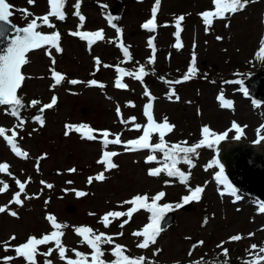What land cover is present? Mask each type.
I'll list each match as a JSON object with an SVG mask.
<instances>
[{
  "label": "rangeland",
  "instance_id": "1",
  "mask_svg": "<svg viewBox=\"0 0 264 264\" xmlns=\"http://www.w3.org/2000/svg\"><path fill=\"white\" fill-rule=\"evenodd\" d=\"M6 2L14 6L10 20L18 27H26L32 19L20 10L26 9L34 16L41 17L50 11L48 0H34L32 4L28 0ZM75 2L66 0L63 9L66 20L50 17L54 28L42 26L37 29L44 34L59 31L62 51L56 52L53 48L49 55L48 48L44 47L29 53L26 57L28 63L22 68L26 79L18 96L23 98L25 105H30L33 99L41 102L35 107L20 110V117L25 123L22 128H16L18 136L15 142L22 152L28 153V157L15 155L5 139L0 137V163L7 162L12 173L11 176L0 173V180L10 185L6 192L0 193V206H8L6 212L0 213V258L15 257V246L26 242L29 236L39 238L53 231L46 219L47 214H53L58 222L68 225L62 229L64 235L61 238L67 258L75 257L73 249L89 254L91 249L81 243L82 237L75 232L76 227L89 226L97 234L105 233L113 237L112 244L102 245V259L106 264H111L110 261L115 258L112 250L116 243L123 245L125 252L144 256L147 262L154 264H195L196 261L208 259L245 264L251 259L248 251L250 246L264 244V212L260 211L256 200L240 192L239 200L231 194H220L221 186L215 180L219 169L214 166L206 170V166L215 158L217 146L200 150L193 161L195 167L178 165L188 176L187 182L181 183L164 177L163 172L157 176L148 174L147 168L161 166L163 157L158 151L155 154L159 163H146V157L153 154L148 149L125 151L124 143L109 144L105 149L98 134L97 139L92 141L82 139L81 133L75 131L66 136L65 126L87 123L94 129L119 133L122 142L134 140L143 134V126L147 124L144 115V107L150 102L149 96L145 95L147 89L155 97L151 101L154 120L162 123L167 117L168 122L175 125L172 132L165 134V141L169 145L187 141L190 146L202 138L203 126L223 133L231 129L233 122L243 127L244 135L239 140L255 142L258 135L264 134V128L261 127L264 125V105L257 106L252 102L253 99L243 94L240 89L244 84L224 82L242 81L264 68V55L259 52L264 39V0H249L244 9L228 14L225 19H214L207 32L198 14L214 10L212 0H161L156 17L159 28L153 34L155 63L148 62L153 55L148 45L152 34L142 28L144 20H149L155 0H81L80 12L85 21L79 31L103 30L104 38L91 45L70 35V32L78 30L80 24L79 18L73 15ZM112 8L117 10L113 23L122 30L121 33H117L108 22ZM181 15L185 17L179 36L182 47L177 49L174 47L177 43L175 21ZM217 37L222 39L218 40ZM120 44L129 48L131 61L125 60ZM193 52L198 70L196 75L179 84L166 83L182 79L190 66ZM95 58L100 59L99 66L95 64ZM105 64L111 67L106 68ZM140 65L148 73L143 82L125 75L121 77V82L127 88L115 87L118 77L116 66L136 72ZM52 70L65 77L55 87H52L55 83ZM72 79L84 82L94 79L104 87H90L87 83L72 85L68 83ZM172 90L179 100L175 96L169 99ZM221 91L227 100L233 102L231 108L220 106L217 96ZM53 96L58 98L57 104L43 111L41 118L45 123L41 126L33 119V114L40 111L44 104L50 103ZM117 106L123 119L129 120V123H121V117L116 113ZM180 109L184 113L181 114ZM131 117H135V121H131ZM18 124L19 120L9 114V107L0 106V127L12 129ZM135 124L142 127L137 130ZM6 135L11 136V131L6 132ZM234 136L235 130L231 129L229 137ZM114 138L109 136L110 140ZM157 141L159 134L153 133L150 142L155 144ZM104 151L118 153L112 158L117 168L105 172L104 165L97 163ZM45 154L46 158L40 159ZM71 168L77 171L69 172ZM100 172H104L106 179L102 182L93 180L89 184L88 177ZM29 177L31 180L25 191L33 198L24 199L22 194V206L9 204L13 194L19 190L15 180L24 182ZM41 180L54 187L46 188L40 183ZM197 186L204 188L201 199L190 202L188 211L175 209L172 212V225L163 229L156 237V243L150 244L147 249L137 247L143 237H135L132 233L150 223L148 211L140 209L133 213L132 219L123 228L120 225L128 219L127 216L110 218L108 227L100 222L101 217L109 211H127L133 207L122 202L136 194L147 193L151 197L163 191L166 195L158 204L174 205L190 194L189 187L195 189ZM72 189L84 191L88 195L77 197ZM35 194H39L38 198ZM45 201L49 202L46 204ZM71 207L73 211L69 212L67 208ZM10 211H15L17 216H11ZM237 234L243 237L240 241L229 239ZM13 235L16 239L10 241L9 250L5 252L3 242L9 241ZM199 241H203V244H198ZM221 242L228 249L227 257L222 254V248L217 247ZM49 248L54 249L52 254L48 257L38 255L37 264H44L46 258L54 263L61 260L54 242L39 246V252H47ZM190 251L192 255H189ZM0 264H4L2 259ZM10 264L27 262L19 257Z\"/></svg>",
  "mask_w": 264,
  "mask_h": 264
},
{
  "label": "snow or ice",
  "instance_id": "2",
  "mask_svg": "<svg viewBox=\"0 0 264 264\" xmlns=\"http://www.w3.org/2000/svg\"><path fill=\"white\" fill-rule=\"evenodd\" d=\"M29 4L34 3V0H28ZM249 0H212L214 5V10H205L198 15L202 17L203 24L205 25V31L207 32L209 28L212 26L214 19H225L228 14H234L242 9H244ZM50 11L44 16H34L32 13L28 12L26 9H22L26 16H31L32 19L27 23L26 27L17 28L16 37L11 41V45L7 48L6 54L0 55V106L7 105L9 106V114L16 117L19 120V124L14 126L12 129H5L0 127V137H3L8 145L11 147V150L18 157L27 158L28 153L22 152L16 144V137L18 136V132L16 128H22L25 121L20 117V110L25 107H35L40 104L39 100L33 99L30 102V105H25L23 103V98L17 95L18 89L21 88L22 82L26 79V77L22 74L21 68L23 65L28 63L26 60V54L30 51L41 49L44 47L48 48V54L51 55V49H55L56 52H61L62 48L60 47V39L61 34L59 31H54L51 34H44L37 29L42 26H47L48 28H54L55 25L50 22V17H55L60 21L66 20V14L63 11L66 0H48ZM80 3L81 0H76L73 5L75 11L73 13L74 16L79 18L80 24L77 26V31L70 32V35L79 37L81 40L88 41L89 45L94 43L95 41L102 40L103 30H97L94 32L89 31H79V28L83 27V22L85 21V17L80 12ZM161 4V0H155V5L151 10V18L147 20L142 28L152 31L156 28V17L157 12L159 10ZM104 7H107L106 5ZM14 6L6 2V0H0V22L7 23L9 21L10 16L13 14ZM115 18L109 16L108 22L109 24L116 29L117 33H121L122 30L117 27L113 20ZM185 19L183 15L176 18L175 26H176V37L177 43L174 45L177 49L181 48L182 45L179 41L181 29V23ZM226 27L228 25H225ZM22 33V35H21ZM2 35V33H0ZM154 38H149L148 45L152 48L153 55L149 58V63H155V53L156 48L153 43ZM218 40L222 39V37H217ZM122 49L123 56L126 61H131L132 57L129 53V48L123 44L119 45ZM261 55H264V39L261 41V47L259 49ZM55 61L53 60V64ZM100 59L95 58V64L97 66L100 65ZM196 56L195 52H193L192 60L190 62V66L188 67L187 72L183 75L182 79L176 80L174 82L166 81V83H176L179 84L183 81H188L190 78L196 75ZM104 67H111L110 65L105 64ZM116 72L118 73V77L115 80V87L119 89H126L127 85L121 82V77L123 76H132L136 80L143 82V78L148 75L145 71V67L140 65L138 71L132 72L127 71L119 66H116ZM52 76L54 78L55 83L52 87L60 85L61 82L65 79L64 75L61 73L52 70ZM68 83L72 85H77L81 83H87L88 86H99L104 87L103 84H100L96 80H89L87 82L79 81L76 79L69 80ZM214 83V82H213ZM225 84H239L243 85V81L240 80H228L224 82ZM245 96L249 95V92L246 88L241 87L240 89ZM145 95L149 96L150 102L147 103L144 107V115L147 118V124L143 126V134L134 140H129L126 143L122 142L120 139L119 133H111L107 129H94L87 123H80L78 125L68 124L65 126V135H69L70 132L75 131L77 133H81L82 139H87L89 141L96 140L97 134L101 138V142L103 147L106 149L109 144L120 145L122 143L125 144V151H136V150H144L148 149L152 153H156L157 151L163 154V165L159 168L149 169L148 174L150 176H157L161 172H166L169 177H178L181 183H186L188 176L180 170L178 165L180 163H186L190 167H195L192 163V158L194 154H197V150L201 147L212 148L214 145L218 146L220 143L229 138V131L231 129L235 130L234 139L239 140L243 137L244 131L243 127L238 125L236 122H233L230 130H226L223 133H216L209 126L202 127V138L198 143L188 145L187 141H182L178 143H173L169 145L165 141V134L173 131L175 125H172L168 122L167 117L164 118L162 123H157L154 120L152 114L153 104L151 103L155 97L151 96V94L145 90ZM173 96L177 100H179V96L175 94V91L172 90L169 93V99ZM57 97L53 96L51 98V102L44 104L40 109V112L43 113L45 109H51L53 106L57 104ZM217 100L220 103L222 108H231L233 106V102L227 100L223 94V91L220 92L217 96ZM257 106L260 105L261 102L256 100L252 101ZM130 106L134 107V104L129 102ZM116 113L118 117H121V123L127 124L129 120H124L121 115V110L119 106L116 108ZM34 120H36L41 126L44 125L45 121L41 118V116H34ZM135 117H131V121H135ZM134 127L139 130L142 126L140 124H135ZM264 128V125L261 126ZM11 131V136L6 135V132ZM153 133L159 134V142L153 144L150 142L151 136ZM109 136H114V139H109ZM264 142V135H258V139L254 143ZM131 147H128V146ZM118 153L115 151H104L102 153L101 158L97 161L98 164L104 165V171H110L118 167L117 164L113 162V157L117 156ZM46 158V154L42 156L40 159ZM156 155H148L146 157V163H150L156 161ZM217 167L219 170L215 174V180L221 186L220 194H231L235 197L236 200L240 199V195L238 194L237 188L230 182L228 177L225 175L224 167L220 164L218 158H214L207 166L208 168ZM37 171H39V162H37ZM10 165L7 162L0 163V173H7L9 176L12 175L9 172ZM69 172L75 173L77 169L71 168L68 169ZM106 176L104 172H100L96 174L94 177H88V183L91 184L93 180L95 181H104ZM31 178L28 180L21 182L19 179L15 180L16 185L18 186V191L13 194L12 199L9 201V204L23 205L24 200L21 199L22 194L24 195V199H31L33 197L28 196L26 193V186L30 182ZM40 183L44 185L48 189H52L54 187L53 184L47 183L44 180H41ZM67 183H72L68 181ZM0 193L6 192L10 185L7 182L0 180ZM65 191H68L67 189ZM75 192L77 197H84L88 195V193L84 191H77L72 189ZM189 195H185L182 197V201L175 203H164L163 205H159L157 202L160 201L163 197H165L166 193L161 191L156 193L154 196L149 197L147 193L141 195L136 194L130 200L123 201L122 204H131L133 207L128 209L127 211H109L105 213L100 222L108 227L111 223L110 218L116 219L119 217L127 216L128 219L124 220L120 225L121 228L124 227L125 224L129 223V221L133 217V213L138 212L140 209H144L148 211L151 215L149 217L150 223L146 224L142 230L134 231L132 233L135 237H143V240L137 244V247L140 249H147L150 244L156 243V237L160 234L163 229L161 228V221L165 219L166 214L175 209H180L184 205L189 204L192 201H199L201 199V194L204 192V188L201 186H197L195 189H191L189 187ZM39 194H35L36 198H38ZM150 201V202H149ZM49 201H45L47 204ZM8 210V206H0V213H4ZM260 211L264 212V201L260 202ZM11 216L16 217L17 213L15 211H10ZM90 215H94L90 213ZM46 219L50 222V225L53 229L50 233L44 234L41 237L29 236L26 242L21 243L15 246V257L13 256H4L0 259L3 260L4 264H10L15 258L23 257L27 264H37L36 257L38 255H42L44 257H48L54 251L53 248H49L47 252H39V246L48 245L49 243L54 242L55 249L58 250L59 258L61 260H66V264H106V262L102 259L104 256V251L102 250L103 244H112L113 237L108 236L105 233L97 234L91 227L89 226H80L75 228V232L77 235L82 237L81 243L87 244V246L92 250L91 257L89 261L88 255L82 253L80 251H76L73 249L72 251L75 254L76 259H71L66 257V248L62 243V236L64 232L62 229L68 227L67 224L60 223L57 221V218L53 214H47ZM118 235H123V233H119ZM252 235L251 233L249 234ZM243 237L239 234L231 236L229 239L231 241H240ZM15 235L9 238V241H5L4 243V251L7 252L9 250V244L11 240H15ZM198 244H203V241L197 242ZM223 243L217 245L218 248H222V254L227 257L228 249L223 247ZM195 247V246H194ZM126 248L121 244H114V248L112 250V255L115 257L111 264H146V258L144 256L139 257H129L125 255ZM249 255L251 257L250 260L245 261V264H262L264 262V246H257L255 244L250 246ZM189 255H192V251L189 252ZM44 264H52V261L49 259L44 260ZM151 264V262H148ZM195 264H202V261H196ZM224 264H227V261H224Z\"/></svg>",
  "mask_w": 264,
  "mask_h": 264
},
{
  "label": "water",
  "instance_id": "3",
  "mask_svg": "<svg viewBox=\"0 0 264 264\" xmlns=\"http://www.w3.org/2000/svg\"><path fill=\"white\" fill-rule=\"evenodd\" d=\"M17 28L9 21L7 23L0 22V33H2L0 35V55L6 54L11 41L17 35ZM9 34H13V36L9 37ZM242 81L243 84L245 81V88L248 90L249 96L264 104V69ZM217 148L214 157L220 159V164L225 165L223 166L225 175L237 190L249 197L264 201V142L248 143L229 137L222 141ZM185 209L188 210L189 207L187 206ZM69 210L71 211L73 208H69ZM172 217L170 215L164 219L163 227L171 225Z\"/></svg>",
  "mask_w": 264,
  "mask_h": 264
},
{
  "label": "trees",
  "instance_id": "4",
  "mask_svg": "<svg viewBox=\"0 0 264 264\" xmlns=\"http://www.w3.org/2000/svg\"><path fill=\"white\" fill-rule=\"evenodd\" d=\"M195 156H196V154L193 155V157H195ZM146 264H148V262H146ZM203 264H224V262H212V263H209V261H208V262H204Z\"/></svg>",
  "mask_w": 264,
  "mask_h": 264
},
{
  "label": "bare ground",
  "instance_id": "5",
  "mask_svg": "<svg viewBox=\"0 0 264 264\" xmlns=\"http://www.w3.org/2000/svg\"><path fill=\"white\" fill-rule=\"evenodd\" d=\"M186 103H188V101L187 102H183V105H185ZM179 111L181 112V114L184 113L183 109H180Z\"/></svg>",
  "mask_w": 264,
  "mask_h": 264
}]
</instances>
